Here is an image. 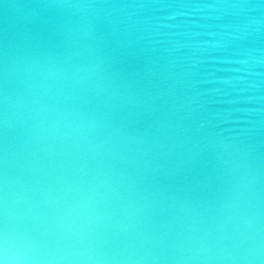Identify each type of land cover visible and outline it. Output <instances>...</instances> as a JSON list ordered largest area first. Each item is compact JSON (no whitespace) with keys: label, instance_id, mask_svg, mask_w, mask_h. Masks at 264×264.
<instances>
[{"label":"water","instance_id":"water-1","mask_svg":"<svg viewBox=\"0 0 264 264\" xmlns=\"http://www.w3.org/2000/svg\"><path fill=\"white\" fill-rule=\"evenodd\" d=\"M0 264H264V0H0Z\"/></svg>","mask_w":264,"mask_h":264}]
</instances>
